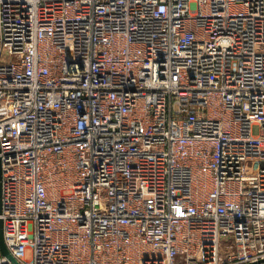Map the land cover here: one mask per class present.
Returning <instances> with one entry per match:
<instances>
[{
  "label": "built area",
  "instance_id": "built-area-1",
  "mask_svg": "<svg viewBox=\"0 0 264 264\" xmlns=\"http://www.w3.org/2000/svg\"><path fill=\"white\" fill-rule=\"evenodd\" d=\"M0 231V264H264V0H0Z\"/></svg>",
  "mask_w": 264,
  "mask_h": 264
},
{
  "label": "water",
  "instance_id": "water-1",
  "mask_svg": "<svg viewBox=\"0 0 264 264\" xmlns=\"http://www.w3.org/2000/svg\"><path fill=\"white\" fill-rule=\"evenodd\" d=\"M0 250H1L3 255L7 254L6 248H5V246H3V243H2V233H1V231H0Z\"/></svg>",
  "mask_w": 264,
  "mask_h": 264
},
{
  "label": "rangeland",
  "instance_id": "rangeland-1",
  "mask_svg": "<svg viewBox=\"0 0 264 264\" xmlns=\"http://www.w3.org/2000/svg\"><path fill=\"white\" fill-rule=\"evenodd\" d=\"M257 133H258V128L254 127V129H253V134H257ZM25 258H26V259H29V258H30V254H29V252H27V253L25 254Z\"/></svg>",
  "mask_w": 264,
  "mask_h": 264
}]
</instances>
